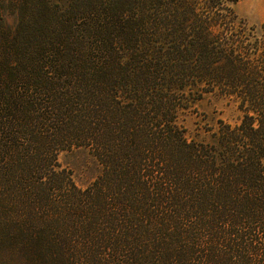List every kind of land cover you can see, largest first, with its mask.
<instances>
[{
	"label": "trees",
	"instance_id": "16d2710c",
	"mask_svg": "<svg viewBox=\"0 0 264 264\" xmlns=\"http://www.w3.org/2000/svg\"><path fill=\"white\" fill-rule=\"evenodd\" d=\"M239 0H0L9 264H264V24ZM233 101L210 139L180 116ZM84 148L86 188L62 168Z\"/></svg>",
	"mask_w": 264,
	"mask_h": 264
},
{
	"label": "rangeland",
	"instance_id": "374dc122",
	"mask_svg": "<svg viewBox=\"0 0 264 264\" xmlns=\"http://www.w3.org/2000/svg\"><path fill=\"white\" fill-rule=\"evenodd\" d=\"M52 3L65 5L66 0H50ZM238 15L262 33L264 24V0H239L236 6ZM242 119L237 105L227 98L208 95L195 103L193 109L180 116L179 124L185 129L189 140L210 139L208 129L217 126L218 120L236 125ZM62 168L72 173L75 184L80 188L91 185L101 174V166L84 148L62 152L59 155ZM0 264H9L6 251L0 250Z\"/></svg>",
	"mask_w": 264,
	"mask_h": 264
}]
</instances>
